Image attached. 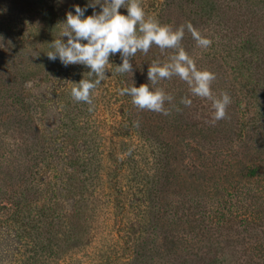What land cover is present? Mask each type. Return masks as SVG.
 <instances>
[{"label": "rangeland", "instance_id": "obj_1", "mask_svg": "<svg viewBox=\"0 0 264 264\" xmlns=\"http://www.w3.org/2000/svg\"><path fill=\"white\" fill-rule=\"evenodd\" d=\"M200 2L205 3L203 16L196 14ZM90 3L0 0V205H6L0 217L9 218L0 222V264H20V250L25 249L21 224L35 213V202L44 200H51L59 214L70 213L75 205V232L86 237L72 243L78 244L75 248L64 246L58 264H167L184 248L174 242L213 234L200 231L201 222L220 224L222 217L214 213L218 201L230 199L225 191L230 175L250 154L264 150V127L247 119L264 109V87L249 76L258 55L250 45H239L244 21L233 23L230 17L264 13V0H141L145 12L162 24L191 22L212 39L204 51L185 31L182 46L199 67L216 74L214 93L231 97L228 118L215 124L209 102L191 96L179 77L157 85L174 96L180 109L173 108L168 116L139 110L131 97L119 94L131 81L136 87L149 83L150 62L167 56L155 45L147 55L138 52L129 58L132 75L117 73L120 54L110 55L107 78L93 90V105L74 101L71 83L86 78L90 69L64 66L46 54L66 13L75 14L74 5L86 9L85 16L101 11L99 5L88 7ZM118 11L127 15L126 8ZM226 12L232 15L226 17ZM183 96L192 99L191 107L180 104ZM37 176L49 178L42 187L46 193L36 189ZM126 223L134 224L138 234H127ZM131 236L149 238L140 260H130L136 254ZM221 253L215 264H236L228 256L231 251ZM208 257L205 262L189 258L188 264H207Z\"/></svg>", "mask_w": 264, "mask_h": 264}, {"label": "clouds", "instance_id": "obj_2", "mask_svg": "<svg viewBox=\"0 0 264 264\" xmlns=\"http://www.w3.org/2000/svg\"><path fill=\"white\" fill-rule=\"evenodd\" d=\"M97 5L101 11H94L89 16L84 15L86 9L74 5L75 14L71 11L66 13V20L59 24V35L49 44L52 50L46 54L52 61L59 58L64 66L79 64L90 69L86 78L84 76L78 83H71L70 96L74 101L93 105V90L107 78L105 71L111 66L110 55L120 54L122 63L115 66L117 73L132 75L133 66L129 58L138 52L147 55L155 45L161 53L167 52V56L163 60L157 58L150 62L147 70L149 83L136 87L131 81L129 86L118 90L119 94L131 97V103L139 110L168 116L173 108L176 111L180 109L174 104V96L157 85L161 81L179 77L186 83L191 96L209 102L211 123L228 118L227 108L232 103L230 95L224 91L214 93L212 84L217 78L216 74L199 67L197 60L182 46L185 31L191 34L196 47L204 51L211 47L212 39L191 22L178 27L162 24L145 12L141 0H91L88 7L95 8ZM121 8L127 9V15L118 11ZM60 37H66V42ZM192 103L188 96L180 99V104L185 107H191ZM166 104L171 107H166Z\"/></svg>", "mask_w": 264, "mask_h": 264}, {"label": "trees", "instance_id": "obj_3", "mask_svg": "<svg viewBox=\"0 0 264 264\" xmlns=\"http://www.w3.org/2000/svg\"><path fill=\"white\" fill-rule=\"evenodd\" d=\"M204 7L205 3H198L197 16H203ZM230 12L224 13V16L232 15ZM244 16L245 20L240 19ZM230 17L233 23L239 24L240 21H244L245 28L242 34L245 36L240 40L239 45L242 48L250 45V49L257 53L258 58L253 61V69L249 76L255 77L259 87L261 85L264 87V13L250 11L237 14V17L235 15ZM246 23H248L247 26ZM252 113L247 118L248 121L261 122L260 124L264 127V109ZM153 152V164L156 165L158 159L154 149ZM240 164L230 175L233 180L225 190L230 199L222 198L218 201V207L214 213V217L218 219L222 217V221L217 226H215L216 221H212L209 226L202 224L203 222L200 224V231L211 230L213 234H192L190 239L185 237L174 242L176 246L184 244V248L178 249L176 254H173L174 259L167 264H188V259L193 257L205 262L206 256H209L207 264H215L218 253H221L219 249L224 252L231 251L228 256L231 260L235 259L236 264H264V150L250 154ZM240 182L242 184L239 186ZM34 183L37 190L42 189L43 193L47 192V189L42 187L49 183V178L37 176ZM36 203L32 209L35 213L26 217L28 220L26 224H21L22 231L25 233L21 236L24 239L22 246L25 244V249L20 250L22 256L20 264H58L61 253L66 251L63 250L64 246H71L79 237H83L81 242L83 243L86 238L83 233L75 232L78 224L73 225V219L79 215L77 211L79 209L72 205L70 213L59 214L51 200ZM0 209L6 210V205H0ZM19 209L14 212L17 218ZM8 219L0 217V222L7 223ZM79 225V230L84 229L85 222ZM125 225L126 227H123L126 228L127 234H133V236L138 234L134 224L126 223ZM229 231H234L236 234H228ZM148 239L143 236L136 238L131 236L136 254H132L130 260H140L143 257L142 250L145 245L148 247ZM77 245L74 244L71 247L75 248ZM237 247H239L238 250H236ZM205 249L206 251H202ZM224 252L221 253L223 256ZM123 261L120 260L119 264H126L129 260Z\"/></svg>", "mask_w": 264, "mask_h": 264}]
</instances>
